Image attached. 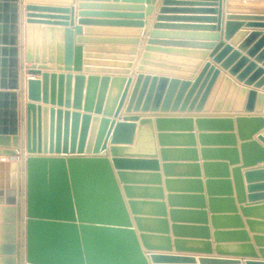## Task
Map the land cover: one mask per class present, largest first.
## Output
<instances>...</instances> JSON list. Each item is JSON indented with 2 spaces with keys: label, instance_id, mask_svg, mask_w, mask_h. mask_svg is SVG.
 <instances>
[{
  "label": "water",
  "instance_id": "water-1",
  "mask_svg": "<svg viewBox=\"0 0 264 264\" xmlns=\"http://www.w3.org/2000/svg\"><path fill=\"white\" fill-rule=\"evenodd\" d=\"M72 2L0 0V264H264V0Z\"/></svg>",
  "mask_w": 264,
  "mask_h": 264
},
{
  "label": "crops",
  "instance_id": "crops-1",
  "mask_svg": "<svg viewBox=\"0 0 264 264\" xmlns=\"http://www.w3.org/2000/svg\"><path fill=\"white\" fill-rule=\"evenodd\" d=\"M74 5H75V8L77 9V0H73L72 2ZM160 7V0H157V3L155 4V8L153 9V12L151 15H148L145 19L147 21V24L145 25L144 27V31L146 32L145 35H141L139 38H140V42L143 43L144 41H146L147 39V36H148V32L150 31L151 29V25L154 21V17L156 14H158V8ZM168 14H172V13H168ZM93 39L92 42H90L89 45H104V44H111V42H106V41H102L103 39H106V38H119L120 36L118 35H115V34H103V33H97V34H93L91 35ZM145 43V42H144ZM139 47V46H138ZM135 68V63L134 65L132 66V70H134ZM181 68H184L183 66H181ZM181 70V69H179ZM131 74H132V71H131ZM227 96V95H226ZM235 106V104H233V107ZM148 147V143L146 142L145 145H140L139 146V150L140 151H146ZM0 217H1V214H0ZM0 224H1V219H0ZM195 254V256L197 257L198 255L200 254H196V253H193ZM210 256H217L216 254H211ZM1 257V256H0ZM242 262H244V260H242ZM197 264H199L197 262Z\"/></svg>",
  "mask_w": 264,
  "mask_h": 264
}]
</instances>
